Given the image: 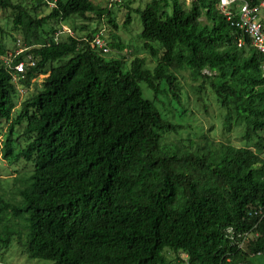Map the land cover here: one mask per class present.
<instances>
[{"label": "trees", "instance_id": "obj_1", "mask_svg": "<svg viewBox=\"0 0 264 264\" xmlns=\"http://www.w3.org/2000/svg\"><path fill=\"white\" fill-rule=\"evenodd\" d=\"M218 1L124 3V26L139 13L143 46L158 57L150 67L135 55L127 69L125 56L107 59L93 43L104 19L109 46L123 54L109 3L98 9L91 0H0V8L14 11L27 47L15 62L28 55L35 61L19 83L43 77L14 114L17 84L0 61V124L9 122L4 136L0 130V158L33 165L16 177L18 202L0 196V248L16 241L30 258L51 264H173L167 251L181 264H249L264 254V55ZM42 5L50 11L38 17ZM76 16L98 25L87 22L78 28L88 33L56 40L62 23ZM184 71L196 81L211 78L244 145L162 142L181 125L158 107L162 97L182 105ZM141 82L153 99L143 96ZM229 226L257 236L238 248L226 238Z\"/></svg>", "mask_w": 264, "mask_h": 264}, {"label": "rangeland", "instance_id": "obj_2", "mask_svg": "<svg viewBox=\"0 0 264 264\" xmlns=\"http://www.w3.org/2000/svg\"><path fill=\"white\" fill-rule=\"evenodd\" d=\"M95 8H104L108 6L112 8L111 15L115 19L117 27H113V35L117 40H120L125 46L122 51L123 54H119L111 47V51L106 55L107 59L117 58L125 56L127 59L126 68H130V60L135 56H145L148 60V65L154 67L158 57L153 56L148 52L143 46V40L141 38V32L143 29L141 16L139 13L133 11L131 13V24L127 27L124 26V21L126 19V14L130 8H144L150 0H91ZM172 2V0H169ZM185 6L190 5V0H181ZM112 3V4H111ZM127 3L130 8L124 5ZM170 11L171 8H168ZM50 7L42 5V8L35 12L38 17L45 16L49 13ZM14 11L10 9L0 8V44L5 48V52H14L20 48L18 45V40H21V45L26 46L24 41L23 33L15 26L13 23ZM95 19L93 22L85 21L83 18L78 16L70 18L67 22L62 24L68 25L72 29L74 25L77 27L75 29V35H84L88 33L87 30L82 31L80 26L87 24L89 22L90 28H96L98 21ZM203 22H208L206 14L204 13L201 17ZM73 27H72V26ZM104 24L102 23L101 26ZM50 26H57V23L51 21ZM60 26V24H59ZM57 26V27H59ZM107 31L109 30L108 26ZM60 28V27H59ZM108 33V32H107ZM111 37V34H109ZM111 40V38H108ZM158 44V43H157ZM159 45V44H158ZM159 55L162 50H159ZM66 58V57H65ZM66 60V59H65ZM64 60V61H65ZM207 74L214 76V72L210 70L206 71ZM178 77L182 85V105L177 103L170 104L164 101L163 106H159V110L163 117L166 118V114L169 115L172 122L180 124L178 133L164 134L162 142L171 143L179 147H183L184 144H189L187 139L192 140V145L194 148L197 147H209L214 148L216 145L220 144H232L235 146H242L245 144L242 141L243 129L240 126H231L226 118V111L221 108L217 101L216 95L212 89L211 78H204L203 80H193L190 76L189 71L179 72ZM42 76L38 78H33L29 85L18 84V93L14 97L15 108L14 114L20 110L21 103L33 95L37 90H40L43 86ZM143 96L145 98L153 99L154 95L147 87L144 82L140 83ZM185 108V113L183 109ZM9 122L2 121L0 124V130L2 136L3 132L6 131ZM205 135V137H203ZM23 144L24 140H22ZM261 156L264 157V151L261 152ZM33 165L29 162L21 160L19 163L11 164L7 160L0 158V196H4V199L13 202H18L20 197L16 193V177L27 176L32 170ZM166 256L173 260V264H181V260H175L176 256L170 251L166 252ZM182 261L186 258L184 254H180ZM175 260V261H174ZM256 264H264V254H258L254 257ZM51 261L45 259H33L28 256L25 247L20 246L16 241L7 247L0 248V264H51Z\"/></svg>", "mask_w": 264, "mask_h": 264}, {"label": "built area", "instance_id": "obj_3", "mask_svg": "<svg viewBox=\"0 0 264 264\" xmlns=\"http://www.w3.org/2000/svg\"><path fill=\"white\" fill-rule=\"evenodd\" d=\"M118 1V0H110ZM193 0H190V2ZM219 9L226 16L227 20L231 22L233 26L242 31L251 41L252 45L264 55V0L256 2L254 0H219ZM112 4V3H111ZM51 6H55V1L50 2ZM100 27V30L96 32L93 43L94 46L102 51L103 54H107L111 51L108 43L107 27L104 23ZM62 34L75 35V31L68 25H62L59 31L56 33L55 39L58 40ZM244 41L240 39L239 46H242ZM20 48L14 50V52H5L0 54V61L12 70L13 81L18 85L20 84L18 79L21 73L26 70V65H34L35 61L32 55H28L25 60L15 62L16 57L24 52L27 47L21 45V40H18ZM263 214V210H260ZM226 238L232 243V245L242 248L246 245V241L252 236H257L254 232L242 231L229 226L225 229ZM249 264H255L253 262Z\"/></svg>", "mask_w": 264, "mask_h": 264}, {"label": "clouds", "instance_id": "obj_4", "mask_svg": "<svg viewBox=\"0 0 264 264\" xmlns=\"http://www.w3.org/2000/svg\"><path fill=\"white\" fill-rule=\"evenodd\" d=\"M65 25V24H64Z\"/></svg>", "mask_w": 264, "mask_h": 264}]
</instances>
